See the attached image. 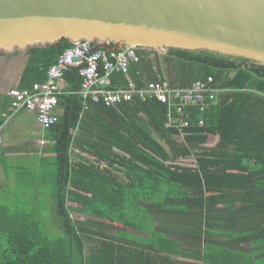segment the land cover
I'll list each match as a JSON object with an SVG mask.
<instances>
[{"label": "trees", "instance_id": "trees-1", "mask_svg": "<svg viewBox=\"0 0 264 264\" xmlns=\"http://www.w3.org/2000/svg\"><path fill=\"white\" fill-rule=\"evenodd\" d=\"M70 47L62 39L27 50L19 89L44 83ZM137 53L109 89L159 80L184 89L211 77L224 93L203 113L184 107L178 127L154 99L84 101L69 69L61 113L44 130L54 156L40 167L54 171L51 213L63 235L46 238L33 216L0 205V264H264V66L208 51ZM191 156L195 167L176 164Z\"/></svg>", "mask_w": 264, "mask_h": 264}, {"label": "water", "instance_id": "water-1", "mask_svg": "<svg viewBox=\"0 0 264 264\" xmlns=\"http://www.w3.org/2000/svg\"><path fill=\"white\" fill-rule=\"evenodd\" d=\"M62 39L107 51H208L264 66V0H0V53Z\"/></svg>", "mask_w": 264, "mask_h": 264}, {"label": "built area", "instance_id": "built-area-1", "mask_svg": "<svg viewBox=\"0 0 264 264\" xmlns=\"http://www.w3.org/2000/svg\"><path fill=\"white\" fill-rule=\"evenodd\" d=\"M140 57L137 48L128 47L119 50H95L92 44L80 41L67 48L47 71L46 81L34 84L30 89L11 88L7 91L10 99V109L14 112L26 110L35 115L36 123L46 130L57 121L54 110L57 108L58 98L61 94L60 82L64 80L65 73L70 68L78 71L80 78L81 98L93 103L112 107L130 102L134 97L142 101L154 99L160 103H167L176 112L177 117L170 123H177L178 127L187 126L182 121L184 107L196 106L203 113L208 105L214 102L219 94L224 93L213 86V80L208 77L197 80L188 88H171L167 81L159 80L149 82L137 89L133 84L128 88L109 89L111 76L114 74L127 75L130 66L138 64ZM264 98V95H263ZM203 125L200 119L198 126ZM183 135H181V140ZM3 142L0 128V145Z\"/></svg>", "mask_w": 264, "mask_h": 264}, {"label": "crops", "instance_id": "crops-1", "mask_svg": "<svg viewBox=\"0 0 264 264\" xmlns=\"http://www.w3.org/2000/svg\"><path fill=\"white\" fill-rule=\"evenodd\" d=\"M26 61V53L22 51L0 56V128L3 138L0 145V197L4 199L12 195L7 189L11 184L12 172L14 176L26 178L38 171L45 158L54 156L49 151L51 143L44 138V130L36 123L35 115L26 110L14 112L9 108L10 99L6 93L11 88H19ZM59 85L62 92L68 89L65 79ZM54 113L59 115L61 110L56 108ZM21 192L29 193L30 190L24 186ZM33 200L37 201L38 198L34 195ZM48 208L52 212V197Z\"/></svg>", "mask_w": 264, "mask_h": 264}, {"label": "rangeland", "instance_id": "rangeland-1", "mask_svg": "<svg viewBox=\"0 0 264 264\" xmlns=\"http://www.w3.org/2000/svg\"><path fill=\"white\" fill-rule=\"evenodd\" d=\"M179 140H181V138H179ZM215 144V142L209 141L207 146H214ZM176 164L185 167L196 166L195 159L192 156L177 161ZM12 174L11 184H9L7 188L12 195L7 196L6 199L0 197V205H4L11 214H28L33 216V219L39 223L41 234L44 237L52 239L62 236L63 234L59 222L48 208L52 190H54V171L48 167L38 168V171L36 170L26 178H19L17 175L14 176V172H12ZM24 186L29 188V193L21 192ZM34 195L38 198L37 201L33 200ZM71 215L73 219H79L81 221L88 218L85 215L77 216L74 213H71ZM7 219L10 220V217H7ZM1 227L2 229L9 228V226L6 225H2ZM108 231L112 232L111 230ZM178 260L183 259L178 258ZM183 261L192 262L189 260Z\"/></svg>", "mask_w": 264, "mask_h": 264}, {"label": "bare ground", "instance_id": "bare-ground-1", "mask_svg": "<svg viewBox=\"0 0 264 264\" xmlns=\"http://www.w3.org/2000/svg\"><path fill=\"white\" fill-rule=\"evenodd\" d=\"M70 69H71V68H70ZM79 91H80V90H79ZM6 94H7V93H6ZM9 108H10V107H9ZM9 111H10V110H9ZM12 114H13V113H12ZM14 114H15V113H14ZM46 130H47V129H46ZM46 130H45V131H46Z\"/></svg>", "mask_w": 264, "mask_h": 264}]
</instances>
